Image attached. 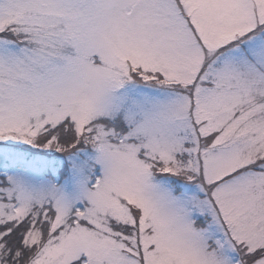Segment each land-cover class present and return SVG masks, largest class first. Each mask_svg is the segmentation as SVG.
<instances>
[{
	"label": "snow or ice",
	"instance_id": "6c2138e0",
	"mask_svg": "<svg viewBox=\"0 0 264 264\" xmlns=\"http://www.w3.org/2000/svg\"><path fill=\"white\" fill-rule=\"evenodd\" d=\"M0 264H264V0H0Z\"/></svg>",
	"mask_w": 264,
	"mask_h": 264
}]
</instances>
